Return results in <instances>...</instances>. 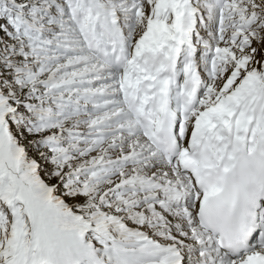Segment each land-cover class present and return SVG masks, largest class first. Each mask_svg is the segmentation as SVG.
Listing matches in <instances>:
<instances>
[{
	"label": "snow or ice",
	"instance_id": "snow-or-ice-1",
	"mask_svg": "<svg viewBox=\"0 0 264 264\" xmlns=\"http://www.w3.org/2000/svg\"><path fill=\"white\" fill-rule=\"evenodd\" d=\"M0 264H264V0H0Z\"/></svg>",
	"mask_w": 264,
	"mask_h": 264
}]
</instances>
